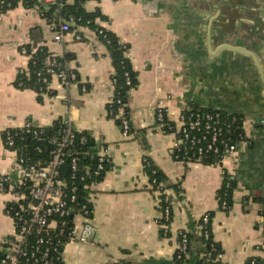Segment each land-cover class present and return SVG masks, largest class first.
Returning a JSON list of instances; mask_svg holds the SVG:
<instances>
[{
	"label": "crops",
	"instance_id": "0c3cea01",
	"mask_svg": "<svg viewBox=\"0 0 264 264\" xmlns=\"http://www.w3.org/2000/svg\"><path fill=\"white\" fill-rule=\"evenodd\" d=\"M239 1H85L86 10L107 18L97 23L129 45L138 84L130 91L128 136L108 113L114 67L96 30L79 26L60 39L59 19L48 22L38 7L22 2L0 16V176L16 178L15 155L2 134L27 122L48 128L69 121L110 162L91 203L97 230L88 242L67 243L62 264H177L179 232L201 234L205 214H211L226 264L252 257L264 264V0ZM27 46L65 60L77 80L64 86L53 76L44 94L19 87L20 74H29ZM160 105L173 124L184 108L195 106L238 114L251 144L221 164L179 160L172 150L175 134L157 122ZM145 158L170 184L167 222ZM223 171L234 181L228 210L219 198ZM6 199L0 194V238L15 230ZM193 250L184 264L196 263Z\"/></svg>",
	"mask_w": 264,
	"mask_h": 264
},
{
	"label": "built area",
	"instance_id": "2783aa9c",
	"mask_svg": "<svg viewBox=\"0 0 264 264\" xmlns=\"http://www.w3.org/2000/svg\"><path fill=\"white\" fill-rule=\"evenodd\" d=\"M54 1L56 0H46ZM59 29L60 39L64 33L71 31L70 24L62 22L61 19ZM22 51L26 53V49L23 48ZM46 63L47 75L42 74V71L38 73L39 80L45 84L46 90H49L48 85L53 76L59 78L64 86L76 81V73L56 56L51 55ZM127 83H130L129 79ZM43 88L41 87V90ZM112 101L113 97L110 102ZM156 116L162 128L163 122L167 119L165 106L160 105L157 108ZM118 118L121 121L123 135L128 136L131 121L122 108ZM239 121L240 117L236 114L219 110L184 108L172 131L175 134L172 142L175 158L184 161H203L212 157L213 163L221 164L226 157L236 154L240 146L251 144L250 138L245 135L244 120L241 122L242 136L239 140L234 139L235 126ZM63 122L65 127L61 138L49 140L52 149L48 158L38 162H30L24 153H19L14 147L12 129H6L2 134L4 147L15 155L16 178L9 174L0 176V194L7 196L4 201L5 213L15 224L12 235L0 238V264H62L64 246L67 243L88 242L97 230L92 221L91 203L94 190L100 182L97 177L104 171L109 159L99 153L95 169L91 171L89 166H85L81 171V155L73 147L77 142L83 145L86 138L76 131L69 121ZM19 129L30 132L35 137L43 131V127L34 126L31 122H27ZM89 155L88 150L82 154L83 157ZM65 166L70 173L67 178L63 173ZM223 174L224 182L220 190L222 195L219 198L222 210H228L229 202L226 197L231 188V180L225 171ZM155 183V180L151 182L152 187ZM161 187L162 185H159L155 190L162 196L160 202L166 203L164 217L167 222L170 220L171 196L168 189ZM81 188L85 192L82 195L83 201L79 203ZM201 219L199 231L208 239L210 215L205 214ZM164 227V232L169 233L170 228ZM179 237L176 258L182 260L188 257L190 240L185 231H180ZM223 258V252H218L215 260L218 264H226ZM247 264H256V259L253 258Z\"/></svg>",
	"mask_w": 264,
	"mask_h": 264
},
{
	"label": "trees",
	"instance_id": "16d2710c",
	"mask_svg": "<svg viewBox=\"0 0 264 264\" xmlns=\"http://www.w3.org/2000/svg\"><path fill=\"white\" fill-rule=\"evenodd\" d=\"M85 1L87 0H75L74 3L71 4L68 2V0H56L54 2H46V0H0V14L2 15L6 13L7 11L15 8L20 2H22L26 7H38L42 13V16L48 22L62 19L70 24L71 29L77 28L79 26H89L96 30L100 39L106 44L108 48L114 67V74L112 77L114 85V95L113 101L107 105L108 113L109 116L113 117L118 123V125H120L121 121L118 118V114L120 113L121 108L125 112L126 116L130 118V110L128 106L130 100V91L138 84V74L133 69L130 59L128 57L129 45L124 44L116 36V34L111 32L110 30L99 25L97 23L98 19L106 20L107 18L102 14V12H100V10H86V8L84 7ZM26 49L28 53L31 54L29 74H20L17 85L21 88H33L40 94L47 93L48 90H46L45 84L41 80H39L38 73L42 71V74L44 73L47 75V73H45V69L47 67L46 62L51 55L45 47H40L33 53L29 46H27ZM59 60L65 63V60ZM48 77L50 78L51 76L48 75ZM128 79L130 80L129 84L127 83ZM41 87H44L43 90H41ZM192 108L199 110L197 106ZM239 117L240 121L237 123L234 130V139L236 140H239L243 134V130L241 128V122L243 118L241 116ZM64 127L65 124L63 120H57L51 127L43 128L42 133L38 137H35L32 133L23 131L19 128L12 129L11 133L14 135V147L18 149L19 153H24L26 158L30 162H38L40 160H45L46 158H48L49 151L52 149L51 144H49V140L52 138H61L62 130ZM174 127L175 124L170 122L168 119H166L162 124V129L165 132H172ZM80 134L85 136L86 141L83 145L77 142L74 145L73 149L81 155V171H83V167L85 166H89L90 170L93 171L97 164V153L92 149L90 140L87 137L86 133ZM80 134H78V137L80 136ZM85 150L90 151V155L87 157L82 156ZM203 161L206 163H213L214 158H206ZM144 164L146 171L150 177V181H156L154 189H157L159 185H162L161 188L163 189H168L170 184L168 183L167 178L162 173V171L159 170V168L154 165L149 158H146V162H144ZM109 165L110 162L105 164L104 171L97 177L99 181L102 180L104 173L108 169ZM63 173L66 178L69 176L70 173L67 166L64 167ZM230 184L231 188L226 198L229 202V205L231 206V195L234 186V181L231 180ZM84 192L85 191L81 188L79 193V203L83 201L82 195L84 194ZM220 195H222V191H220L219 197ZM161 204L163 208L166 205L165 202H161ZM201 222L202 219L199 220L198 224L200 225ZM208 229L210 230V237L208 239H206L202 234H196L195 232L188 233L190 240L188 255L194 251L193 249L195 247L197 248V259L195 264H218V261H216L215 258L217 253L222 252V250L219 245L214 241L211 231V222L208 226ZM253 258L256 259V264H262L261 260L257 257H252L247 262L251 261ZM175 260L177 264H184L187 261V257L182 260H178L175 256Z\"/></svg>",
	"mask_w": 264,
	"mask_h": 264
},
{
	"label": "flooded vegetation",
	"instance_id": "af4514ba",
	"mask_svg": "<svg viewBox=\"0 0 264 264\" xmlns=\"http://www.w3.org/2000/svg\"><path fill=\"white\" fill-rule=\"evenodd\" d=\"M238 2H240V1L238 0Z\"/></svg>",
	"mask_w": 264,
	"mask_h": 264
}]
</instances>
